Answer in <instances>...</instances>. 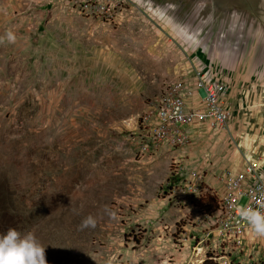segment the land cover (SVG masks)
<instances>
[{
	"label": "rangeland",
	"instance_id": "1",
	"mask_svg": "<svg viewBox=\"0 0 264 264\" xmlns=\"http://www.w3.org/2000/svg\"><path fill=\"white\" fill-rule=\"evenodd\" d=\"M198 71L227 86L231 138L149 146L152 103ZM251 147L264 164V0H133L113 22L0 0V234L31 231L47 264H264V237L210 220L221 158L235 173Z\"/></svg>",
	"mask_w": 264,
	"mask_h": 264
},
{
	"label": "built area",
	"instance_id": "2",
	"mask_svg": "<svg viewBox=\"0 0 264 264\" xmlns=\"http://www.w3.org/2000/svg\"><path fill=\"white\" fill-rule=\"evenodd\" d=\"M66 1L67 4L79 5L86 14L105 22L125 16L133 5V0ZM227 95L226 85L210 84L208 78L199 71L193 85L184 80L166 85L152 103L147 116L149 130L146 137L149 146H184L192 137L189 129L197 126L218 130L231 138L232 114L225 103ZM257 152L256 148L251 147V156H244V167L235 173L230 169L218 174L224 184V191L220 197L219 210L210 220L219 226L223 236L239 242L255 234L247 222L241 219L240 209L250 207L264 213V164L254 160Z\"/></svg>",
	"mask_w": 264,
	"mask_h": 264
},
{
	"label": "clouds",
	"instance_id": "3",
	"mask_svg": "<svg viewBox=\"0 0 264 264\" xmlns=\"http://www.w3.org/2000/svg\"><path fill=\"white\" fill-rule=\"evenodd\" d=\"M5 38L10 44L16 43V36L12 31H6ZM239 215L257 236L264 237V213L250 207H243ZM95 226L96 220L91 215L85 217L80 225L81 228ZM0 264H47L45 246L31 231L21 233L15 228H8L0 234ZM106 264H113L112 259L109 258Z\"/></svg>",
	"mask_w": 264,
	"mask_h": 264
},
{
	"label": "crops",
	"instance_id": "4",
	"mask_svg": "<svg viewBox=\"0 0 264 264\" xmlns=\"http://www.w3.org/2000/svg\"><path fill=\"white\" fill-rule=\"evenodd\" d=\"M228 154H229V156L227 158H224L226 155H223V157L221 158L222 159L220 162L221 164H219L221 166V169L218 172H222L223 170H230L233 168L232 165H230V163L232 162V159H230V158L234 154L233 149L229 150ZM241 161H242V159H241ZM211 184L215 188V192L217 193L218 196L223 194L224 184L220 181L218 174L215 176V178L213 180H211Z\"/></svg>",
	"mask_w": 264,
	"mask_h": 264
},
{
	"label": "trees",
	"instance_id": "5",
	"mask_svg": "<svg viewBox=\"0 0 264 264\" xmlns=\"http://www.w3.org/2000/svg\"><path fill=\"white\" fill-rule=\"evenodd\" d=\"M202 264H218V263L215 262V261L212 260V259H208V260H206L205 262H203Z\"/></svg>",
	"mask_w": 264,
	"mask_h": 264
}]
</instances>
